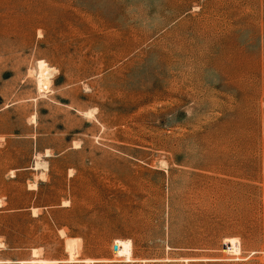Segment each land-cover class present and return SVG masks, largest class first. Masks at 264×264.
<instances>
[{
	"label": "rangeland",
	"instance_id": "1",
	"mask_svg": "<svg viewBox=\"0 0 264 264\" xmlns=\"http://www.w3.org/2000/svg\"><path fill=\"white\" fill-rule=\"evenodd\" d=\"M0 204V264H264V0H0Z\"/></svg>",
	"mask_w": 264,
	"mask_h": 264
},
{
	"label": "bare ground",
	"instance_id": "2",
	"mask_svg": "<svg viewBox=\"0 0 264 264\" xmlns=\"http://www.w3.org/2000/svg\"><path fill=\"white\" fill-rule=\"evenodd\" d=\"M51 77H52V74L49 73V72H45L44 75H42V81H43V85L45 87H48V85L51 83ZM90 117V116H89ZM35 168H38V164H36ZM1 205V204H0ZM35 211V210H34ZM37 250H34L33 249V256H37Z\"/></svg>",
	"mask_w": 264,
	"mask_h": 264
},
{
	"label": "water",
	"instance_id": "3",
	"mask_svg": "<svg viewBox=\"0 0 264 264\" xmlns=\"http://www.w3.org/2000/svg\"><path fill=\"white\" fill-rule=\"evenodd\" d=\"M223 248H224V246H223Z\"/></svg>",
	"mask_w": 264,
	"mask_h": 264
}]
</instances>
